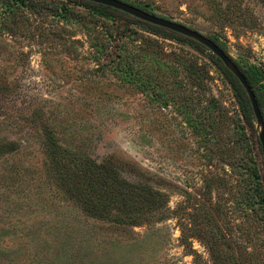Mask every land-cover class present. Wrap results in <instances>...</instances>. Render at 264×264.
<instances>
[{
  "label": "rangeland",
  "instance_id": "rangeland-1",
  "mask_svg": "<svg viewBox=\"0 0 264 264\" xmlns=\"http://www.w3.org/2000/svg\"><path fill=\"white\" fill-rule=\"evenodd\" d=\"M11 1L0 0V264H264L260 193L221 72L199 58L206 76L190 68V79L177 62L188 48L137 30L120 42L147 53L123 56L159 79L165 105L97 64L119 43L117 25L68 0ZM131 1L218 37L264 75L263 0ZM49 137L68 160H55ZM71 156L104 164L109 182L78 174Z\"/></svg>",
  "mask_w": 264,
  "mask_h": 264
},
{
  "label": "trees",
  "instance_id": "trees-1",
  "mask_svg": "<svg viewBox=\"0 0 264 264\" xmlns=\"http://www.w3.org/2000/svg\"><path fill=\"white\" fill-rule=\"evenodd\" d=\"M19 1L17 2V0H15L11 2H13L12 5L16 4L17 6H24L27 5L28 2H30V0H19ZM31 1H35V0H31ZM68 1L82 6L92 18L112 22L113 24L117 25L121 30V36H120L121 38H119L118 40L120 44L115 42V45L111 46L112 51L106 55H104L102 52V54L99 55L100 58L96 60L97 64L102 66L103 69L105 68L113 69L115 71L114 73H118L119 77L123 81H126L130 84H135L138 90L142 93L145 94L152 93L153 95L156 96L155 97L152 95L153 97L162 100V102H164L165 105H168L170 101L166 95L162 94L163 93L162 83H160L159 79H156L154 76L145 75L143 72L144 67L143 66L137 67L136 62L133 61L134 59L135 60L141 59L142 56H145L147 52L146 51L144 52V49H142L141 53L139 52L134 54L133 50L132 51L129 50L125 44H122L120 42L122 40L127 41V39H132L136 35L137 30L149 34L151 36H155L162 40H170L176 42L183 49L188 48L191 53L188 52L189 54H183L181 57H179L177 62L179 66L184 68L186 73L189 72L190 74L192 73L191 70H196L195 77L198 80H201L203 76H206L205 75L206 73L202 69L203 67L200 64H198L199 58L201 59L204 58L208 60L221 72V75L224 77L225 81L231 86L233 95L239 106L241 119L243 121V126H244V128H242V132L245 133V135L243 134V136H245L244 142L246 143V147L244 148L245 154L242 155V158L244 157L246 163H244L242 169L247 173L248 179H251L254 182V186H256V188L258 189L257 192L260 193L259 204H261L260 206L263 210L261 217L262 220L264 221V159L262 154L261 143H259L260 140L257 134V130L255 128L256 119L253 110L251 109L252 106L249 101V98L246 94L245 89L241 85L240 81L234 75H232V73L224 66L222 61L219 58H217L215 55H213L210 52V50H208L206 47L202 46L201 44L190 38H187L183 35L177 34L170 30L143 22L124 12H121L111 7L103 6L85 0H68ZM121 1L156 15V13H154L152 9L151 6L152 4L150 1L143 3L141 2L137 3L131 0H121ZM12 5L10 6V9L12 8ZM210 38L212 39V41L217 43L225 51V53L229 55L235 61V63L240 67V69L244 73L243 75L246 76L248 82L255 90V94L264 117V84H262V81L264 79L263 72H261L257 67L246 68L240 65L232 57L227 45L223 41H221L218 37H210ZM134 50H138V49L134 47ZM124 53L127 54V59L128 57L133 59L131 60L132 62H130V60L128 61L126 60V56H123ZM158 64L161 70L167 69L168 65L166 66V64H163V62L158 61ZM192 77L193 76L190 74V79ZM195 85L200 87L201 82L199 83L197 81ZM183 87L184 90L187 92L186 86L183 85ZM185 104H183L180 107L182 113L186 114L185 117H187L188 122L193 126V128L196 131H200L201 125L192 124L194 120L190 118V112H191L189 111L190 108H187V105ZM50 139H52V137H49L48 139L49 143H47L46 146L50 149V152L53 154L54 158H56L55 160L57 161L58 158L59 163H61L63 160L65 161L68 160L67 152L64 149L60 148V146L55 144V142L51 141ZM9 147L14 150L17 149V146L15 144H10ZM65 152L66 154H64ZM66 163H73L74 169L81 176H95V177L101 176L105 179L106 182H109L108 179L110 175H108L109 174L108 171H111V169L107 168L104 164L98 165L90 160L89 161L75 160L74 156H71L69 162L67 161ZM68 167L71 170L70 164H68ZM251 180H249L250 184L252 183ZM256 188L254 189V192L256 191ZM246 194L250 195L249 192H246ZM98 207H100V205L88 203L85 208H87L88 211H93L95 214H98V217H107V218L111 217L110 211L103 208H102L103 210H100V208ZM133 219L132 221L137 224V222H135L136 220Z\"/></svg>",
  "mask_w": 264,
  "mask_h": 264
},
{
  "label": "water",
  "instance_id": "water-1",
  "mask_svg": "<svg viewBox=\"0 0 264 264\" xmlns=\"http://www.w3.org/2000/svg\"><path fill=\"white\" fill-rule=\"evenodd\" d=\"M85 1L114 8L143 22L183 35L187 38H190L198 42L199 44L210 50V52L213 55H215L217 58H219L222 61L224 66L232 73V75H234L240 81L241 85L246 91V94L252 106L251 109L253 110L256 119V127L258 129V137L260 140L259 143H261L262 154L264 159V117L260 109V105L258 103L255 90L248 82L246 76L243 75L244 73L242 72L240 67L235 63V61L229 55L225 53V51L217 43L212 41L210 37L206 35L204 36V34L198 30L192 29L176 21L149 13L145 10H142L136 6L128 4L121 0H85Z\"/></svg>",
  "mask_w": 264,
  "mask_h": 264
}]
</instances>
